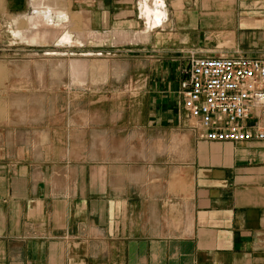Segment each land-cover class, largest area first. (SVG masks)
I'll use <instances>...</instances> for the list:
<instances>
[{
	"label": "crops",
	"instance_id": "obj_1",
	"mask_svg": "<svg viewBox=\"0 0 264 264\" xmlns=\"http://www.w3.org/2000/svg\"><path fill=\"white\" fill-rule=\"evenodd\" d=\"M140 1L0 0V41L6 52L19 38L13 16H27L24 32L51 10L59 25L40 29L54 41L69 35L73 52L141 22L146 36L169 16L193 30L227 29L238 47L264 42V0H163L166 17L149 30ZM54 118L52 131L32 136L25 125L0 129V264H264V146L192 133L197 144L178 148L174 162L171 146L144 134L109 135L102 116Z\"/></svg>",
	"mask_w": 264,
	"mask_h": 264
},
{
	"label": "rangeland",
	"instance_id": "obj_2",
	"mask_svg": "<svg viewBox=\"0 0 264 264\" xmlns=\"http://www.w3.org/2000/svg\"><path fill=\"white\" fill-rule=\"evenodd\" d=\"M26 17L13 16L16 25L11 31L25 29ZM144 28L141 22L132 32H115L97 43L100 48L88 52L57 46L52 29L43 27L35 31L40 37L36 43L14 38L4 52L5 43L0 41V129L25 125L32 136L36 131H52L59 114L87 113L93 120L102 116L109 135L144 134L158 149L171 146L175 162L181 156L178 148L197 144L179 93V67L187 54L248 50L261 56L264 42L254 40L238 47L227 29L193 30L190 25H174L170 16L162 29L143 36ZM122 33L129 37L122 39ZM171 114L173 122H169ZM154 115L156 127L148 130Z\"/></svg>",
	"mask_w": 264,
	"mask_h": 264
},
{
	"label": "built area",
	"instance_id": "obj_3",
	"mask_svg": "<svg viewBox=\"0 0 264 264\" xmlns=\"http://www.w3.org/2000/svg\"><path fill=\"white\" fill-rule=\"evenodd\" d=\"M179 75L182 110L197 141L264 143V56L190 51Z\"/></svg>",
	"mask_w": 264,
	"mask_h": 264
},
{
	"label": "bare ground",
	"instance_id": "obj_4",
	"mask_svg": "<svg viewBox=\"0 0 264 264\" xmlns=\"http://www.w3.org/2000/svg\"><path fill=\"white\" fill-rule=\"evenodd\" d=\"M164 2L163 0H141L139 4L140 15L145 19L147 24V29H153L155 27L160 26L163 23V20L166 17ZM53 12V11H52ZM51 10H44L42 12H37V17H35L34 22L30 20V24L28 25V29L24 32H21L22 29L13 32L15 37H19L24 41H27L31 38V36L35 35V31H39L41 26H56L59 25V19L63 17V15H52ZM40 18L39 21L37 18ZM20 35V36H17ZM57 46H68L71 44L70 36L65 34L56 39ZM36 43V42H31Z\"/></svg>",
	"mask_w": 264,
	"mask_h": 264
}]
</instances>
